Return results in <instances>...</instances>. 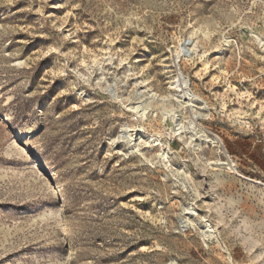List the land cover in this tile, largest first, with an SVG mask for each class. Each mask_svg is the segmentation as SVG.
Masks as SVG:
<instances>
[{
  "label": "rangeland",
  "instance_id": "rangeland-1",
  "mask_svg": "<svg viewBox=\"0 0 264 264\" xmlns=\"http://www.w3.org/2000/svg\"><path fill=\"white\" fill-rule=\"evenodd\" d=\"M0 264H264V0H0Z\"/></svg>",
  "mask_w": 264,
  "mask_h": 264
},
{
  "label": "bare ground",
  "instance_id": "bare-ground-1",
  "mask_svg": "<svg viewBox=\"0 0 264 264\" xmlns=\"http://www.w3.org/2000/svg\"><path fill=\"white\" fill-rule=\"evenodd\" d=\"M184 44V43H183ZM186 44H188V43H186ZM185 45V44H184ZM183 45H181V47H182ZM184 47V46H183ZM187 47V46H186ZM181 50V49H180ZM187 50V49H186ZM185 49H182V51H186ZM189 51H191V50H189ZM179 56V55H178ZM184 79V80H183ZM182 80H183V83L181 82V79H180V77L179 78H177L176 79V81L175 82H173L172 84H171V87L175 90L176 89V91H179V92H182V91H184V85H185V87H186V89H187V96L191 99L193 96H192V94L189 92V90H188V84H187V82H186V80H185V78L184 77H182ZM185 95V94H184ZM141 97V96H140ZM139 97V98H140ZM188 98V99H189ZM192 100V99H191ZM142 104V103H141ZM139 107H141L140 109L141 110H143L142 112L143 113H141V114H143L144 115V113H145V111H146V107L145 106H142V105H139L138 104V106H137V108H139ZM139 110V109H138ZM136 112V111H135ZM171 112V111H170ZM140 114V115H141ZM183 124H181V123H179V127H178V131H180L181 129H183ZM126 128V127H125ZM195 128V127H194ZM184 133V132H183ZM192 136V135H191ZM157 141V140H156ZM212 142H215V141H213V140H211ZM160 143V142H159Z\"/></svg>",
  "mask_w": 264,
  "mask_h": 264
}]
</instances>
